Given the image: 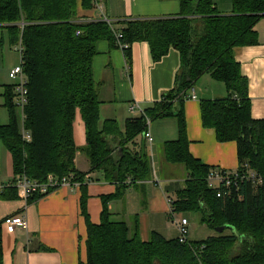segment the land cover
I'll return each instance as SVG.
<instances>
[{"label": "trees", "instance_id": "trees-1", "mask_svg": "<svg viewBox=\"0 0 264 264\" xmlns=\"http://www.w3.org/2000/svg\"><path fill=\"white\" fill-rule=\"evenodd\" d=\"M232 2V13L221 14L213 0H183L178 15L131 19L118 28L114 21L108 24L80 14L91 10L94 0H0V27L8 29L12 43L21 40L29 91L24 127L32 136L30 142L22 138V111L14 102L15 85L9 84L0 89V107L11 117L8 124H0V143L11 155L14 177L25 174L45 182L49 176L73 175L80 182L88 232L85 264H264V119L251 115L249 81L236 58L238 47L258 44L256 25L264 17V0ZM100 41L122 47L128 67L136 42L150 45L154 61L171 48L180 55L173 89L143 114L128 118L124 129L116 119L102 120L101 86L93 67ZM205 74L222 82L227 95L201 101L203 125L215 130L219 142L237 143V171L254 172L256 179L230 188L211 187L210 173L219 168L190 152L184 104ZM169 117L177 118L179 137L164 143L165 158L184 165L188 173L185 186L176 192L174 212L196 211L213 229L227 226L206 239L182 243L178 236L169 239L152 231L144 241L138 217L131 229L108 207L128 188L151 180L144 133L152 121ZM77 119L85 130L82 148L75 142ZM79 152L90 162L88 172L77 169ZM93 173L98 176L92 178ZM88 176V182L101 179L116 185L113 195L103 197L100 223H93L87 210ZM38 197L43 195L36 193L27 202ZM0 264H4L1 224Z\"/></svg>", "mask_w": 264, "mask_h": 264}, {"label": "crops", "instance_id": "crops-1", "mask_svg": "<svg viewBox=\"0 0 264 264\" xmlns=\"http://www.w3.org/2000/svg\"><path fill=\"white\" fill-rule=\"evenodd\" d=\"M182 1L98 0L99 8L94 6L85 12L80 10V14L95 19L105 14L115 22L116 27L122 28L131 19L178 15L182 11ZM213 2L221 14L232 13V0ZM256 30L258 44L238 47L236 58L241 64L243 75L249 81L251 115L254 119H264V17L257 23ZM97 46L98 54L94 58L93 67L94 78L101 86L102 120L116 119L124 129L128 118L139 115L130 111L131 103H137L142 109H146L159 102L164 93L173 89L181 65L177 50L171 48L162 59L154 61L150 45L147 42H136L131 46L132 61L128 67L122 47H112L107 41H100ZM194 89L198 99L187 100L184 104L190 152L210 166L228 172L237 171V143L219 142L215 130L204 127L202 122L201 101L226 96L225 85L205 74L196 82ZM149 130L154 138L152 144L146 140L148 154L153 163L151 180L128 188L122 197L108 202L109 210L116 217L124 219L131 229L134 218L138 217L140 235L144 241L150 238L152 231L168 237L171 231L168 197H177L176 192L185 186L188 176L184 165L172 164L166 160L163 149L164 143L179 137L177 118L154 120ZM75 135L78 139L77 146L84 147L85 130L81 119L75 124ZM81 154L84 153L79 152L76 157L77 169L88 172L90 162L85 154V157ZM97 176V173L91 175L92 178ZM91 177L86 178L87 210L91 221L100 223L103 197L113 195L116 185L101 179L88 182ZM13 179L11 155L0 143V224L4 264L87 263L88 232L80 207L81 188L58 189L31 200L25 207L26 202L20 191L10 184ZM9 194H14L15 197H10ZM23 213L28 220V230L18 227L14 232H8L4 219ZM189 240L196 241L193 238Z\"/></svg>", "mask_w": 264, "mask_h": 264}, {"label": "built area", "instance_id": "built-area-1", "mask_svg": "<svg viewBox=\"0 0 264 264\" xmlns=\"http://www.w3.org/2000/svg\"><path fill=\"white\" fill-rule=\"evenodd\" d=\"M94 4L99 8L98 0H94ZM100 19L107 22L108 24H111L113 22L105 14H102ZM83 21L84 20H82L81 22ZM77 34H80V31H78ZM20 54H21V63L10 71L9 76L13 80V84L15 85L16 96L14 102L18 106V108L22 111V116H21L22 121L20 127L22 138L24 141L30 142L32 140V136L24 127L25 116L23 111L25 105H27L29 102V91H28V77L22 65L21 40H20ZM197 99L198 97L193 87L189 90L188 95L186 96V101L197 100ZM129 109L133 114L139 113L140 115L144 113V109H142L137 103H131ZM144 136L148 143L150 144L153 143L154 138L149 129L144 133ZM245 168L248 169V164H245ZM244 179H256V175L254 172H251L249 170L245 173H239L238 171L228 172L226 170L219 168V169H215L214 171H212V173H210L209 183L211 187H219L220 185H224V187L230 188L232 185L237 184L239 181ZM11 182L10 184L20 191L21 197L26 202L25 207H27L28 205L27 202L28 199L36 193L46 196L49 193L61 188L80 187V182H77L73 175L64 176L63 178L49 176L45 182H39L37 180L31 179L29 176L25 174H22V175H16L13 181ZM218 196H221V192L218 193ZM173 202H174V198H168V203L170 205V214H171L170 220H172L179 233L178 237L180 242L185 243L188 240L189 221L185 217L176 216V215H180V213L174 212ZM4 226L6 230L10 233L14 232L18 227L22 228L23 230H28V220L24 213L20 215H12L4 219Z\"/></svg>", "mask_w": 264, "mask_h": 264}, {"label": "rangeland", "instance_id": "rangeland-1", "mask_svg": "<svg viewBox=\"0 0 264 264\" xmlns=\"http://www.w3.org/2000/svg\"><path fill=\"white\" fill-rule=\"evenodd\" d=\"M20 63H21L20 41L16 44L12 43L10 40V34L8 32V29L0 27V89L2 88V86L13 84V80L9 76L10 71L13 68H15L17 65H19ZM2 90H0V92ZM0 101H3V99L0 98ZM10 118L11 117H10L9 110L5 107H0V124L1 125L8 124L10 121ZM83 137L84 136L82 135L81 137L82 140H83ZM75 142L78 145V139L76 135H75ZM81 156L85 157L84 154H81ZM149 158L152 163L150 156ZM83 159H86V158H83ZM80 161H81L80 163H82L81 158H80ZM182 215H184L183 217L188 219V221L190 222L189 223V233H188L189 239L193 238V240L194 239L202 240V239H206L208 237H211L217 234L216 229H213L209 227L208 225L203 224L201 222L200 213L196 211H186V212H182L181 215H176V216L180 217ZM169 221H170L171 231L167 238H172L178 235L179 233L176 231L175 225L172 222V220H169ZM227 232H229V230Z\"/></svg>", "mask_w": 264, "mask_h": 264}, {"label": "water", "instance_id": "water-1", "mask_svg": "<svg viewBox=\"0 0 264 264\" xmlns=\"http://www.w3.org/2000/svg\"><path fill=\"white\" fill-rule=\"evenodd\" d=\"M144 139H145V136H144ZM145 140H146V139H145ZM225 228H227V226L217 227V228H216V231L219 232V233H221V232H223V231L225 230Z\"/></svg>", "mask_w": 264, "mask_h": 264}]
</instances>
